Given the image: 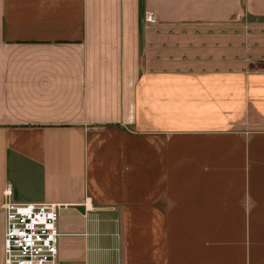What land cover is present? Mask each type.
Here are the masks:
<instances>
[{
  "label": "crops",
  "instance_id": "1",
  "mask_svg": "<svg viewBox=\"0 0 264 264\" xmlns=\"http://www.w3.org/2000/svg\"><path fill=\"white\" fill-rule=\"evenodd\" d=\"M5 184L58 264H264V0H0V264Z\"/></svg>",
  "mask_w": 264,
  "mask_h": 264
},
{
  "label": "built area",
  "instance_id": "2",
  "mask_svg": "<svg viewBox=\"0 0 264 264\" xmlns=\"http://www.w3.org/2000/svg\"><path fill=\"white\" fill-rule=\"evenodd\" d=\"M149 17L152 18L151 14ZM3 187V264H58L56 203L13 201Z\"/></svg>",
  "mask_w": 264,
  "mask_h": 264
}]
</instances>
